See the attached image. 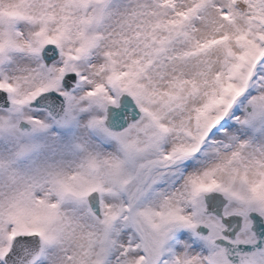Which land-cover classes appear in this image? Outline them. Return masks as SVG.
Wrapping results in <instances>:
<instances>
[{
	"label": "snow or ice",
	"instance_id": "snow-or-ice-1",
	"mask_svg": "<svg viewBox=\"0 0 264 264\" xmlns=\"http://www.w3.org/2000/svg\"><path fill=\"white\" fill-rule=\"evenodd\" d=\"M0 264H264V0H0Z\"/></svg>",
	"mask_w": 264,
	"mask_h": 264
}]
</instances>
